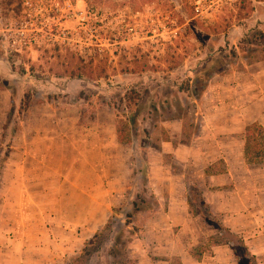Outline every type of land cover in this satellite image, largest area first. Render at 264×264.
<instances>
[{
	"label": "rangeland",
	"instance_id": "1",
	"mask_svg": "<svg viewBox=\"0 0 264 264\" xmlns=\"http://www.w3.org/2000/svg\"><path fill=\"white\" fill-rule=\"evenodd\" d=\"M260 32L264 34V0H0V240L17 242L13 250L5 249L12 263L20 253L15 248L21 247L20 240L34 246L42 234L34 227L23 236L7 224L17 218L8 215V201L20 200V189L3 181L19 177L22 145L41 147V159L46 161L30 174L51 179L45 176L61 173L59 191L74 197L29 199L27 212L32 209L39 216L43 206L75 217L73 207L87 202L77 199L75 191L85 190L86 180L90 183L89 169L78 162L92 158L102 167L100 151H91L89 145L101 143V133L113 135L138 110L130 143L135 152L128 162L139 164V170L124 166L125 152L114 153L104 171L110 173L107 180L116 194L111 198L102 192L108 186L102 184V168L94 171L99 192L90 210H98L104 218L108 210L104 224L114 209L115 216L102 233L91 236L88 246L83 243L60 262L124 264L127 255L137 264L135 247L149 240L146 225L165 202L157 199L148 182V146L167 138L163 123L168 120H183L185 142L200 134L208 106L205 94L217 89L214 85L226 87L221 97L229 102L218 104L224 108L216 107L217 112H230L237 122L225 126L234 134L219 137L221 160L210 171L234 169L237 190L229 198L243 206L242 212L250 204L264 202V165H249L243 152L248 127L255 122L264 126V38ZM129 95L134 97L131 102ZM222 118L214 117L215 127H223ZM9 162L13 169H7ZM173 165L182 169L180 164ZM249 171L256 174L251 177ZM123 179L130 181L126 190ZM186 179L193 213L189 230L176 227L167 238L172 246L182 245L189 259L182 260L173 250L171 264H197L205 255L212 261L213 246L218 244L241 247L236 236L246 242L248 235L233 229L226 217L228 209L223 215L214 213L201 187L193 183L195 170L187 169ZM53 184L32 188L38 192L58 183ZM133 203L138 209L130 210ZM126 222L131 223L125 227ZM84 230L79 227V232ZM131 230L136 240L129 248L116 249L115 245L129 240Z\"/></svg>",
	"mask_w": 264,
	"mask_h": 264
},
{
	"label": "crops",
	"instance_id": "2",
	"mask_svg": "<svg viewBox=\"0 0 264 264\" xmlns=\"http://www.w3.org/2000/svg\"><path fill=\"white\" fill-rule=\"evenodd\" d=\"M213 87H217V89L211 88L207 90L205 94L206 105L208 106L204 118L205 125L203 130L200 131V134H198L199 136L195 134L192 140L185 142L183 120L173 119L163 123L168 134L167 138L163 139L159 145L151 143L148 146L149 159L145 162L147 166L144 165L147 167L148 182L151 188H153V192L157 194V199L165 202L158 208L155 216L146 225V235L148 237L150 236L149 240L141 241L135 247L137 264H171L169 256L172 254L173 250L181 254L182 260L189 259L188 253L184 254L185 250L182 245L176 244L172 246L167 238L172 231L176 230V227L181 226L182 228L180 229L182 232L189 230L187 229V223L189 217L193 216V213L190 209L188 197V185L190 183L186 179L187 169H190V171L195 170L197 180L193 181V183L201 187L203 195L214 213L216 215H223L222 213L228 209L230 216L228 215L226 217L230 225L233 226L235 231L240 230L248 235L246 244L252 253L259 257V264H264V202L261 204L256 203L258 207L250 204L245 208V212H242L240 209L243 206L233 204V202L230 201L232 199L229 198V196H233L237 190L234 169L229 166L227 171L224 172L214 173L210 171L211 167L221 160L222 145L219 137L226 133L230 135L234 134L233 129L232 131H228L225 126L229 127L237 122L236 118L234 119L230 116V112H217L216 107H219L218 104H228L229 102L222 99L226 94V87H223L224 89H221L222 85H214ZM198 99L199 98H196V101L199 102ZM219 108L222 109L224 107ZM216 116L223 117V127H215V124H213L212 121L215 120L214 117ZM101 134V143L91 144L88 148L91 151L93 149L100 151L102 167H99L92 158H86V160L78 162L81 166L84 164V166L89 169L87 177H90V183L86 180L85 190L79 192L75 191V193H77L75 196L77 199L87 201L84 205L76 204V206L73 207L77 213L75 217L65 212L48 211L47 209H43V206L39 209V216L34 214L31 207V212H27L26 208L32 204L28 202L29 199L40 200L53 197V199L57 200H70L74 197L72 194H63L59 191L62 182L61 173L57 172L58 175L52 173L50 174L51 176L49 174L45 176V178L51 177V179H40L44 174L41 176L31 175V169L42 167V164H45L46 161L41 159V147L34 143L22 145V160L19 167L21 168V172L18 171L17 173L19 177L15 179H12V177L11 179H6L5 177L3 181L11 183V185H15L20 189V192L17 193V197L20 200L15 201L14 199H10V201H8V205L10 206L8 215L12 218H17L14 219L13 222L10 220L7 224L10 230L22 232L23 236H25L26 233L29 235V230H34V227L37 229L39 228L42 234L41 240L34 246H31L28 241L26 242L23 238V240H20L21 247L19 245L15 247L16 250L20 251L18 256H16L17 261L15 264H60L67 253L74 252L75 249L79 248L90 239L91 236L98 231L100 226L104 224L102 221H105L108 216L106 214H109V211L107 210L106 213L103 212L105 214L104 218L102 214L98 213V210H90L99 192L95 191L93 181L94 171L102 168V184L108 183V186L103 187L102 192L105 194L104 197L111 198L116 194L109 186L110 180H107L110 177V173L107 171L104 173V171L105 166L113 162L115 157L114 153L122 151L124 154L125 152L123 155V164L125 167L131 169L137 167L139 170V164L136 165L135 162H128L132 159V152H135V149L131 147L130 143H122L119 140L117 129H115L113 135H106V133ZM14 153L17 152L14 151ZM116 156H119V153ZM167 157L172 160L169 161L165 159ZM10 162L7 165V169H13ZM245 162L247 161L245 160ZM173 163L180 164L182 169L177 168ZM228 165H230V163H228ZM141 166H143V163H141ZM60 167H62V165ZM249 172L252 174L251 177L256 174L255 171ZM261 172L264 173V171ZM75 174H77V172ZM56 176L58 178H56ZM35 178L39 179L37 180ZM121 178L124 177L122 176ZM44 182L58 184L54 186L53 189L39 190L40 192L33 191L32 187L34 185ZM122 182H124V185L126 184V186H124L126 190L130 181H125V179H123ZM96 187L102 189L98 185ZM261 192L264 193L263 187L261 188ZM37 205L39 206V204L35 202V206ZM237 206H240V208ZM239 218L242 219V224L239 222ZM80 226L85 227V230L79 232ZM16 243V241L8 240L7 238L0 240V250L2 249L0 253V264H13L11 259H9V252L5 251V249L13 250V244ZM213 250L215 256L212 257V261L207 259L209 257L206 258L205 255V258L203 257L201 261L198 260L197 264H238V260L231 245L218 244L213 246ZM193 264H195V262H193Z\"/></svg>",
	"mask_w": 264,
	"mask_h": 264
},
{
	"label": "trees",
	"instance_id": "3",
	"mask_svg": "<svg viewBox=\"0 0 264 264\" xmlns=\"http://www.w3.org/2000/svg\"><path fill=\"white\" fill-rule=\"evenodd\" d=\"M260 38L263 39L264 38V34L263 32H260ZM264 58V56H263ZM214 66V64H213ZM209 65L207 66L206 69H208ZM221 68V67H219ZM218 68V70H219ZM223 69V68H222ZM220 69V70H222ZM81 75V74H80ZM127 98H129L130 102L132 99H134V97L132 98V96L129 95V97L127 96ZM131 98V99H130ZM139 98V97H138ZM131 104V103H130ZM135 106H139L137 103H134ZM140 115V111H136L134 113H132L127 122L126 121H122V125H120L118 127V137L119 140L122 143H131L133 140V135L136 133V131H134V129L137 126V119ZM244 156H245V160L249 163V164H261L264 165V126L258 122L253 123L252 125H250L246 131V142H245V148H244ZM146 175V173H145ZM135 208L138 209V205L136 203H133V205L130 207V210H133ZM119 210V209H118ZM140 210V209H139ZM115 216V209L113 210V213L109 216V218L107 219V221L105 222V224L98 229V231L94 234L93 238H95L96 236H98V234L102 233V231L106 228V226L112 221V218ZM131 222L129 223H125V227H127V225H130ZM124 230V228H123ZM131 232V237L129 238V240L126 243H119L117 245H115L116 249L118 250H122L121 246H125V248H129V245L131 243H133L136 240V232H133L132 230ZM235 236V235H234ZM238 242L241 244V247H237L235 244H230L235 256L238 260V264H258V259L257 256L255 254H253L251 252V250L249 249L248 245L246 244L244 238H241L239 236H236ZM91 238L88 239L85 242V245H89L91 242ZM125 261L124 264H136L134 263L130 258H127V255L125 256Z\"/></svg>",
	"mask_w": 264,
	"mask_h": 264
}]
</instances>
